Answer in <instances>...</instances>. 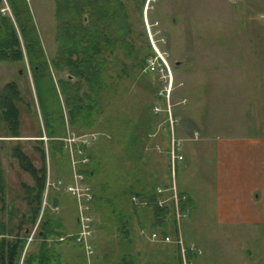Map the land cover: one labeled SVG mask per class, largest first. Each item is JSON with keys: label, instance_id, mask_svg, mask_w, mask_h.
Listing matches in <instances>:
<instances>
[{"label": "rangeland", "instance_id": "rangeland-1", "mask_svg": "<svg viewBox=\"0 0 264 264\" xmlns=\"http://www.w3.org/2000/svg\"><path fill=\"white\" fill-rule=\"evenodd\" d=\"M124 1L127 22L131 26L130 38L127 35L131 43L130 51L124 55L118 44H104V56L108 62L102 82L107 87L98 92L101 99L99 112L92 110L88 115L84 112L83 115L90 120L87 128L83 126L79 132H70L83 138H89L90 134L96 136L94 142L97 144L92 147L91 153L97 159L92 161L93 171L89 178L94 185L95 199L93 204L86 203L85 206L93 221L89 240L93 239L96 248L100 245V252L97 251L99 260L93 261L94 251L85 254L78 242L67 243L65 237L54 245L58 247L59 258L62 259L59 264H68V259L76 264H115L119 256L123 255L125 246L122 241L114 240L111 241L114 247L108 244L111 239H116L115 232H120L114 229L115 225L118 228L117 221L127 224L129 215L134 216L132 223L135 220L136 225H139L140 229L134 225V230L146 232L156 242L151 238V233L159 225L154 224L156 217L146 196L154 190L155 185L156 192L158 186H163L155 179L167 178V186L171 180L167 170L168 123L164 116L152 112L153 105L158 102L156 93L159 84L154 75L144 72L138 57L141 54L138 47L142 46L144 53L147 51V40H152L157 49L162 50L161 54L167 57L172 66L170 103L177 120L175 128H179L180 135L192 129L203 136L212 131L217 135H236L238 132L264 134V0H154L147 10L146 19L143 9L140 12L137 0ZM25 3L48 65L37 73L40 82L35 81L33 65L26 56L25 39L15 20L12 1L0 0V26L3 24L1 18L9 17L23 51V57L18 61L0 60V93L7 83L15 82L21 97L17 103L19 136H10L0 119V222L6 219L14 225L22 222V229L28 232L24 252L34 250V243L39 244L40 239L36 237L39 232L37 223L31 225L29 220H25L32 207V201L28 198L32 197L30 190L35 181L22 168L16 157L18 150L26 154L37 168L44 162L47 175L50 170L47 185H52L57 176H65L66 180L68 176H73L75 165L71 152L68 159L55 147H50L46 133L45 115L53 114L48 105L50 90L46 84L47 76L51 75L56 85L59 78L66 79L69 76L67 70L58 71L51 65V58L57 49L55 36L58 19L54 14L55 5L53 0H25ZM144 30L147 38L143 34ZM76 78L74 76L72 81ZM80 85L81 95L85 91L91 93L85 80ZM56 92L59 105L65 113L62 96L58 90ZM91 95L94 96V93ZM50 118L53 121V117ZM70 143L73 150L77 148V154L83 152L74 144L77 142ZM41 147L44 149V158ZM202 156L201 152L195 160L191 159L194 162L189 169L186 166L187 159L183 162L186 167L180 184L193 196L191 210H185L187 204L180 200L179 193L177 206L168 200V192L165 191L161 197L171 208V212L163 217L166 228L160 227L165 230L163 235L169 234L173 239H181L188 247L194 246L195 251H190L192 257L187 256L192 264H197L196 257L203 253L205 244L218 249L221 264L224 257L221 249L226 248L230 253L234 249L230 247L234 246L233 243L242 251L263 252L264 229L260 227L239 231L225 229L224 234L230 232L229 236L225 235L227 238L221 234L223 231L207 227V224L214 223L209 206L211 197L208 198L211 162L206 160L208 169L202 172L201 167H198L205 163ZM69 182V179L64 181ZM178 188L176 185V193ZM52 189L51 186L46 188L45 184L40 214L45 207L46 216L59 220L63 225L59 227L64 233L76 232L74 197L62 191V188L57 192ZM23 230L20 234L24 233ZM156 243L173 245L180 264H183L181 252L174 241ZM152 248L156 254L157 248ZM152 248H147L148 253L153 252ZM130 251H134V248H129ZM258 255L253 254L252 259L247 258L245 261L252 263L254 260L264 264V256Z\"/></svg>", "mask_w": 264, "mask_h": 264}, {"label": "trees", "instance_id": "trees-1", "mask_svg": "<svg viewBox=\"0 0 264 264\" xmlns=\"http://www.w3.org/2000/svg\"><path fill=\"white\" fill-rule=\"evenodd\" d=\"M11 1L14 6L15 20L25 39L26 56L33 65L34 79L40 82L41 79L37 73L42 67L45 69L48 65L45 55L43 54L39 37L30 20L25 0ZM53 3L55 5L54 14L58 21L55 36L57 49L55 56L51 58V65L58 71L67 70L69 76L66 79L64 77L59 78L56 81L57 85L53 83L51 75L47 76L48 79L46 84L50 90L48 93L50 94V103H48V105L49 109H52L51 111L53 114L47 115V113L45 115L46 133L48 134V143H50V147H55V150H58L59 153L68 157L70 151L64 138H66L70 132L81 131L83 126L85 129L87 128L90 120L86 119L83 115L84 112L88 115L92 110L94 112H99L100 109L101 99L98 92L107 87V84L102 82L107 71L106 62H108L104 56V44H118L123 54H128L130 51L128 50L130 48L129 44L131 45V43L130 40H127V35L129 37L131 26L127 22L128 18L124 10V0H53ZM143 3L144 0H137V4H140L141 13ZM83 13H87V15H83ZM1 21H3V24L2 27L0 26V60L18 61L22 59L23 51L20 47L17 31L9 17L3 16ZM143 34L145 38H147L145 30ZM113 47L115 48V46ZM138 49L141 54L144 53L142 46L138 47ZM153 53L150 42L147 40V51L143 56L141 54L138 56L141 68L144 69L146 59L153 55ZM144 72L154 75L145 70ZM74 76L77 78L72 81ZM154 77L156 76L154 75ZM82 80L88 83L90 87L89 90L91 93H94V96L86 91L83 95L79 93V86H81ZM37 85H40V83ZM109 85H111V83H109ZM57 90L62 96L65 113H63V109L59 105ZM84 97H86V100H84ZM20 100L21 97L17 84L15 82L7 83L0 93V119L5 123L10 136H19V109L17 103ZM50 117H53L54 122ZM76 123H78V125ZM39 137V140H41L40 143H42L43 139L41 135ZM94 143L90 146H80L83 148V153L81 154H77L75 151L76 149L74 150V158L77 162L73 167L76 172L83 176L84 182L90 187L92 195L89 201L90 204H93V200L95 199L94 185L89 179L93 171L92 161L97 159L94 158L91 153L92 147L95 145ZM40 152L44 158V149L42 147ZM52 153H54V151H52ZM16 157L21 163L22 168L26 170L35 181L32 190H30L32 191V197L28 198L32 201V207L30 213L25 216V220H29L28 222H30L31 225L37 223L39 226L38 231L42 232V234L39 235V232H37L36 237L40 239V243H37V248L35 250L29 249V251L24 252L28 232H26L25 228L24 230L22 229V222H18L14 225L9 223L8 219L1 221L0 264H53V261L58 257V252L54 245L57 243L59 244L65 237L67 241H75L76 232L67 234L63 231L56 230L60 221L56 218L47 217L45 213L47 209L45 207L40 214V201L42 192L45 188L48 171L44 162L39 168L35 167L26 154L22 153L20 149ZM83 158H85L86 161H82ZM60 178L65 182H67L68 179L70 181L72 180V176H68L67 180L65 176H57L54 179L57 180ZM155 186L153 187L154 190L152 189L147 196H145L153 207V213L156 217V222L154 224H158L162 227V225H164L163 217L166 216L168 212H171V208L168 206H158V193L155 191ZM52 191L57 192L60 190L53 188ZM55 198L56 197H53V199ZM73 199L76 203V220L77 228H79L78 205L76 199ZM43 217H46V219L43 220ZM22 230L24 233L20 234ZM77 244L82 247L79 243ZM23 252L24 256L23 259H21ZM187 256L192 257L190 251L187 252ZM56 264H59V261Z\"/></svg>", "mask_w": 264, "mask_h": 264}, {"label": "crops", "instance_id": "crops-1", "mask_svg": "<svg viewBox=\"0 0 264 264\" xmlns=\"http://www.w3.org/2000/svg\"><path fill=\"white\" fill-rule=\"evenodd\" d=\"M176 134L179 140V152L183 155V160L179 161L177 164L174 182L175 185L179 187L177 194L179 193L180 200L190 205H186L185 210L189 212V210H191L190 208L193 207L191 199L193 196L184 189L185 186L183 184H180L181 176L184 174V168L186 166H188V169L192 167L194 161H191V159L195 160L202 152L203 156L201 159L205 160V163L198 166L199 168L201 167V170H203L202 172L205 173L208 169L206 160L209 159L211 162V175L209 178L210 192L208 198L211 197L209 206L214 223L211 225L207 224V227L215 231H223L221 234H223L224 238H227L225 235H230L228 231L224 234L225 229L236 231L244 230L245 228L257 229L259 227L264 229V134H240L238 132L236 135H217V133L212 131L209 135L203 136L196 129H192L184 131L180 135L179 128L178 130L176 128ZM185 159H187L186 166H183ZM159 180L155 179L156 182H160V184H164L163 186H167V178ZM159 196L162 197L163 194ZM132 219H134V216L129 215L127 224H121L117 221L116 224H118V228L115 225L114 229L122 233L115 232L116 239L114 237V239L110 238L111 240L108 244L110 247H114L111 242L112 240L115 242L122 241V244L125 246L123 255L119 256V260L115 264H180L177 250L173 245L159 244L156 243L159 242L156 240H154L156 242H153L150 239V235L145 234L146 232L139 233L138 230H134L135 226L136 228L138 227V229L140 228L139 225H136L135 220H133L134 223H132ZM59 225H61V227L63 226L62 223H59ZM122 225H124V227ZM162 226L164 229L166 228L165 225ZM61 227L58 226L56 230L63 231ZM76 227H78L77 220ZM140 227L142 228V225ZM164 229L158 226L157 229L155 228V231L163 234V232H165ZM141 234L146 237H141ZM118 235L123 238L121 239ZM30 241L31 240H29L28 245ZM229 241L228 238V242ZM67 243H70V241H67ZM224 243L226 245V242ZM34 244L35 247L33 249L35 250L37 248V243ZM92 245L95 253L93 254V261L97 262L99 260L98 252H100V250L98 248H100V245L96 248L93 239ZM233 245L234 246H230L234 247L233 250H230V253L226 248L221 249V254L224 255L222 264H259L254 260L252 263H248L245 260L247 258H249V260L252 259L253 254L256 256L259 254L258 257L264 256V251L261 253L257 250L250 251L244 249L242 251L240 250L241 248L238 249L235 247L236 244L233 243ZM153 246L157 248V250H155L156 254L152 248ZM226 246L229 249L228 245ZM79 247L84 251L81 246ZM129 248H134V251L129 252ZM147 248H152L151 250L153 252L148 253ZM56 249L58 257L53 261V264L62 260L59 258L60 253L58 247H56ZM213 249L212 246L205 244L203 253L196 257L197 264H221L218 257V249ZM245 252H247L248 256H246ZM67 261L68 264H76L74 261L70 262L69 259Z\"/></svg>", "mask_w": 264, "mask_h": 264}, {"label": "built area", "instance_id": "built-area-1", "mask_svg": "<svg viewBox=\"0 0 264 264\" xmlns=\"http://www.w3.org/2000/svg\"><path fill=\"white\" fill-rule=\"evenodd\" d=\"M154 0H144L143 3V13L144 18L146 19V13L147 10L151 7V3ZM7 6V3H6ZM8 7V6H7ZM148 36L149 33H148ZM151 42V47L153 49V55L148 57L146 59V64L144 66V70L147 72H151L156 76V79L159 84V88L156 93V97L158 102H156L152 107V112L156 115H162L165 117L167 125V137H168V169H169V177L171 180V183L168 186H158L157 187V204L159 206H167L169 205L165 199L162 200L159 195L164 194V192H168V200L171 201V204L176 205L177 204V193H176V185L174 182L175 173H176V167L179 161L183 160V155L179 152V140L176 134V117L173 114V111L171 109V103H170V94L173 90V74H172V66L168 63L167 57L165 55L161 54L162 50H158L155 43ZM89 138H83L81 135H75L74 133H70L66 138H64V141L71 152V156L74 159V164H76V160L74 158V150L73 146H71L70 142H77L74 143L77 145L78 148L83 149L80 146H89L94 143L96 136L94 134H90ZM73 144V143H72ZM77 152V148L75 150ZM83 152H79L81 154ZM82 161H86L85 158H83ZM74 166V165H73ZM49 177V173L46 178V188L51 186L52 188H55L57 190H60L62 188V191H65V193L71 194L77 201L78 205V225L79 228L75 233V241L78 242L80 245H82L85 254L88 252H93V246L91 241L89 240L90 234H91V228L93 227V221L90 219L88 210L85 205L86 203H89L91 200V192L90 187L84 182L83 176L76 172L74 170L72 180L69 183H64V181L60 178L57 180H54L52 185H47V179ZM177 206V205H176ZM176 209V208H175ZM151 238L153 240L159 241L161 243H170L174 241V243L179 247V250L181 252L182 257V263L183 264H192L190 260L187 259V252L188 251H195L194 246H186L181 242V239H173L172 236L169 234H161L156 231H153L151 233Z\"/></svg>", "mask_w": 264, "mask_h": 264}]
</instances>
